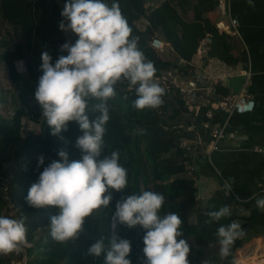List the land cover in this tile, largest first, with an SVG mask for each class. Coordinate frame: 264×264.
Masks as SVG:
<instances>
[{
	"label": "trees",
	"instance_id": "obj_1",
	"mask_svg": "<svg viewBox=\"0 0 264 264\" xmlns=\"http://www.w3.org/2000/svg\"><path fill=\"white\" fill-rule=\"evenodd\" d=\"M69 2L70 0H0V15L4 21L12 27L13 32L19 39L13 48L7 36L2 38L0 42V47L2 46L6 49L1 55V59L5 61L8 67V76L16 91L15 93L20 94V97L14 95V99L11 97L13 106L16 107L12 120H2L0 122V135L6 146H10L21 140V119L27 117L26 114L28 113V111L25 113V110L22 109L26 108L28 105L25 100L22 101V93L25 92L24 94H27V96L35 95L39 78L42 75L40 70L42 65V53L46 51L52 57L54 66L60 55H67L66 52H61V47L65 43L75 44L79 39L75 33L71 31L65 32L60 29L61 21L59 20L61 19V13L64 10L65 4ZM103 2L109 7L114 2L119 3L122 15L127 19L132 29V37H139L138 47L144 53L147 60L153 62L156 68V74L170 69L173 66L175 67L177 63L159 57L156 54L157 52L147 45L148 40L145 38V34L148 31L142 33L135 24L136 20L144 17L147 18L150 27L154 26L159 34L163 36L164 40L170 43L173 49L178 50L177 53L180 55L181 59L189 61L197 52L200 41L205 39L209 34L211 35L209 52L211 57L217 56L223 61L233 64H236L239 60V57H235L232 52L233 47L229 41V35L224 33L220 34L216 24H212L208 20L186 23L180 15H176L173 12L175 9L168 2H164L151 12L146 10L143 0H103ZM207 2L209 4V9H213L216 3L209 0H207ZM61 4L64 5V7H61ZM64 23L67 22L65 21ZM148 30H150V28ZM19 61L24 63L26 68L25 72H19L16 65ZM119 83L122 84V81ZM200 86L203 87L204 82L201 83ZM128 95L132 98L130 97V99H128ZM164 95L176 101L177 104L172 107L173 112L170 116H167L168 119H164L169 111L164 104L155 109H146L147 118L143 114L145 110L136 109L138 111L135 115V118H138L137 121L140 122L143 121V118H146L144 121H147V125H150L152 130H155L152 136L146 134L150 150L154 153L160 151V139L162 135L167 133L166 128H168V131H174L175 138L178 139L179 142L184 138L191 139L188 134L196 133V131L199 130L202 141L204 144L208 145L211 141L209 136L210 130L204 128V124L208 123L212 125L218 121H224L225 115L221 111L216 110L214 111L213 119H209L206 113L211 107L207 106L202 107L199 115L194 117V115L190 114L188 107L178 91H164ZM117 97L120 102L127 105L129 109L133 107V102L137 98L135 89L132 92H128L124 89L120 90V92L118 91ZM95 101H91V99L88 100L89 109L96 103H99V101ZM32 112L30 108L29 113L32 114ZM182 112L189 114L191 118L193 117L192 121H190L186 127L177 125L176 122L174 124L169 123L171 120H176ZM40 114L41 113L38 112L36 115L32 114L29 116V119L35 121L37 124L40 123V133L37 135L34 134L33 137L30 135L29 139L27 138L24 140V151L28 159V169L13 182V185H15L13 190L16 193L15 205L16 207L22 206V212L26 214L23 219L25 222L31 224L29 227V229H31L27 230L26 242L32 243V247L27 249V254L29 255L31 254L29 252L39 249L37 252H33L37 258L33 264H104L103 256L97 258L88 255L89 247L99 238L104 239L106 245L109 243L111 237V218L116 211L117 202L131 195H140L141 192L139 187L141 171L139 169L138 159L133 156V127L130 124H119L109 115L110 119L105 126L106 132L103 137V147L100 157L104 158L110 156L114 151L119 152V163L127 170V188L120 192L114 189L109 190L110 194L113 196L110 205L105 209L102 208L97 210L93 213L92 217H87L83 230L77 238L66 242H57L52 239L48 226L50 224L49 217L51 215H58L59 208L53 206L34 208L27 203L26 197L30 186L38 181L39 175L44 168L54 160L60 161L58 155L60 151L63 150L68 154L70 162L82 159L83 153L76 147V141L83 133L79 125L75 121H72L69 122L67 131L62 132L58 136H53L46 120L43 119ZM86 114L89 115L90 119H95L96 116L99 115L98 112L92 110H86ZM139 116H141V118H139ZM129 121L132 123V119ZM192 126H194V128L189 130V127ZM192 148H194L193 144L191 145V150ZM172 149L174 150L173 154L174 157L176 156V159L174 161H168L169 167H166L168 171L167 178L164 173L163 178L157 177L159 183L154 188V192L161 193L165 196V204L160 214L166 215L168 213H176L180 216L182 221L181 230L184 233L183 238L189 242L190 246L188 259L201 258L202 261L206 260V254L212 252L211 245L217 244L219 253L211 257V260H216L217 264H232L233 260L237 263L238 260L241 259L239 255L243 248H240L251 239L250 234L257 227L258 219L254 217L244 219L245 223L241 225V229L245 231L246 234L235 241L232 247L233 254L225 259H221L220 245L218 243L216 231L219 226L230 224L232 221H237L239 219L235 208L237 203L233 196L228 195L225 190H219L209 199L207 208L205 212L199 216L197 224L187 223L186 215L189 206L182 202H186V200H188V202L197 201L194 181L183 184L177 180L169 184H166L165 181L174 175L183 173L187 163L191 162L194 164L192 161L195 158L193 156H188L187 149L179 147V143L172 145ZM168 150L169 148H166L160 152H167ZM41 156H43L45 160L43 166L39 165L38 158ZM201 161L202 159L195 165L198 166ZM160 171H163V169H160ZM225 205L230 207L232 212L231 217L224 218L219 223L215 221L208 223L207 221L210 220V217L207 213L217 211L221 206ZM262 225L264 226V223H262ZM42 229H47L42 240L41 238L36 240L32 237V235ZM28 231H31V237L29 238ZM137 232V226L135 228H128L126 225H119L117 229V235L131 243L132 250L128 258L132 261V264L136 261L138 264H142L146 259L143 253L145 245L143 240L139 241L137 239ZM190 239H194L196 246L192 245L189 241ZM262 258H264V253Z\"/></svg>",
	"mask_w": 264,
	"mask_h": 264
},
{
	"label": "clouds",
	"instance_id": "obj_2",
	"mask_svg": "<svg viewBox=\"0 0 264 264\" xmlns=\"http://www.w3.org/2000/svg\"><path fill=\"white\" fill-rule=\"evenodd\" d=\"M61 15L67 23L61 22L60 29L75 33L79 39L61 47L67 55H60L54 66L52 57L46 51L42 53V75L35 99L53 136L67 131L69 122L79 125L83 135L77 138L76 147L83 155L81 160L70 162L68 154L60 151V161L54 160L44 168L30 186L26 200L34 208H59L58 215L49 217L48 227L54 241L66 242L78 237L87 217L110 205V189L120 192L127 188V170L119 163V152L100 158L110 119L107 101L115 95L114 86L126 80L130 88L135 87L133 107L137 110L160 106L164 90L155 82L156 68L138 47L139 37H132L119 3L109 7L103 0H70ZM89 99L99 103L89 109ZM86 110L99 115L90 119ZM38 159L43 166L44 157ZM164 204L163 194L146 190L117 202L109 243L99 238L89 247L88 255L103 256L104 264H132L128 258L131 243L120 238L117 229L119 225L142 226L146 230V264H189L190 246L183 238L181 218L176 213L161 215ZM256 206L264 210V198L257 199ZM207 215L208 223H219L232 212L225 205ZM26 232L24 219L0 215V253L19 252ZM245 234L239 221L218 227L221 259L233 254L235 241ZM202 264L210 262L206 259Z\"/></svg>",
	"mask_w": 264,
	"mask_h": 264
},
{
	"label": "crops",
	"instance_id": "obj_3",
	"mask_svg": "<svg viewBox=\"0 0 264 264\" xmlns=\"http://www.w3.org/2000/svg\"><path fill=\"white\" fill-rule=\"evenodd\" d=\"M149 1L158 8L162 2L171 0ZM203 2L204 4L199 5V0H196L195 7L185 13L183 11L180 16L186 23L208 20L212 24L223 22L227 25L230 17L237 19L240 36L235 37L218 31L220 34L229 35L232 52L235 57H239V60L233 64L217 56L211 57L209 55L211 35L208 34L200 41L197 52L189 61L180 58L177 65L171 68L186 66V72L192 75L204 74V70H207L210 65L217 66L219 70L224 67L233 72V75L219 79L217 83L214 81L204 83L202 89L196 92L197 103L201 104L207 100L219 101L230 93L239 91L247 82L249 93L256 101V107L252 113L246 115H231L230 130L227 137L219 143L217 150L208 149V145L203 141L200 143L203 158L196 171L195 188L196 196L199 198L197 201L209 200L217 191L225 190L228 195L233 196L237 203V210L242 212L244 219L252 217L258 219L257 227L250 234L251 239L240 248L243 249L240 251L241 259L238 262L264 264V258L257 255L260 251L264 253V246H262L264 245L262 244L264 243V226L262 225L264 210L256 206V200L264 198L261 192L264 190V0H231L230 12H227L218 0H215L213 9H209L207 0ZM6 25L9 31L11 26L0 15V42L2 38L6 36L9 38L11 35L5 32ZM160 37L163 39L161 34ZM204 46H206V57L201 56ZM5 51L6 49L1 46L0 122L12 120L16 109L11 99L13 84L8 76V67L1 59ZM166 54L171 57L178 56L171 44ZM218 61L221 64H218ZM25 70L24 66L23 71L19 70V72H25ZM190 114L194 115L193 112ZM26 120L25 117L21 119V140L15 144L6 146L0 135V204L4 206L15 203L16 193L13 190L15 188L13 182L28 169V159L24 151V140L27 138L22 134ZM28 121L33 123L31 119ZM189 128L193 129L194 126ZM198 131H196L197 134ZM16 208L15 205V208L7 210L14 212ZM24 243L19 252L3 255L5 264H27L25 261L28 258L27 249L31 244L26 241Z\"/></svg>",
	"mask_w": 264,
	"mask_h": 264
},
{
	"label": "rangeland",
	"instance_id": "obj_4",
	"mask_svg": "<svg viewBox=\"0 0 264 264\" xmlns=\"http://www.w3.org/2000/svg\"><path fill=\"white\" fill-rule=\"evenodd\" d=\"M143 1L145 4V8L148 12H151L154 9H156L154 7V5L151 4L152 3L151 1H149V0H143ZM159 1H162V0H159ZM209 1L215 2V0H209ZM165 2L170 3V5L174 7L175 10H173V12L176 15H181L183 13V11L185 13L187 10L194 8L195 4H196V0H171V1H165ZM163 3L164 2H162L160 4V6ZM200 4L201 5L203 4V0H199V5ZM61 7H64V5L61 4ZM59 21L65 22L62 15H61V19ZM135 24H136L137 28H139L141 30L142 33H146V31H148L145 34V38L148 40L147 45L149 47H150L149 43H150L152 37H154L156 35L160 36L158 30L154 26H152V27L149 26V23H148L146 17L141 18L139 20H136ZM149 28H150V30H148ZM5 32L6 33L8 32V34H11L10 37L8 38V40L11 41L10 44H11V47L13 48L14 45L19 41V39L16 36V34L13 32L12 27L8 31V27L6 25ZM175 52L178 55V56H175L176 58L171 57V56L167 55L166 53L157 52L156 54L165 60L177 63V62H179L180 55L177 53L178 50H175ZM16 65H17L18 70L23 71L24 66H25L23 64V62L19 61L16 63ZM127 84H128V82L126 80H122V84L118 82L117 85L114 86L115 95L112 98H110L108 101V106L110 107L109 115H111V117L113 119H115L116 122H118L119 124H122V123L124 125L130 124L133 127V131H134L133 138H132L133 144H134L133 156H134V158L138 159L139 169L141 171V176L139 178V187H140L141 191H145V190L146 191H154V188L159 183L157 181V177L163 178L164 177L163 173H164V175H166V178H167L168 171L166 170V167H169L168 161H174L176 159L175 158L176 156L174 157V154H173L174 150L172 149V145H176L177 143H179V147H181L182 146L181 143H182L183 139L181 140V142H179L178 139L175 138L174 131L173 130L168 131V128H166L167 133H165L164 135L161 136V139H160L161 142H160L159 150L162 151V150H165L166 148H169V150L167 152H162V153L160 151L157 153L152 152L150 150V147L148 144V139L146 138V134L148 136H152V134H154L155 130H152V128H150L151 126L147 125V121H144L147 118L146 109H145V112L143 113L146 116V118H143L142 119L143 121L138 122L137 121L138 118L137 119L135 118L136 112H138V111L134 107L129 109L127 107V105L120 102L119 98L117 97L118 91L120 92V90H123ZM15 92L16 91L13 88L12 93H11V97H13L12 99H14V95H17L20 97V94L19 93L16 94ZM24 93H22L21 99H22V101L25 100L26 103H28L26 108H22L25 110V113H27L26 111H28V113H29V110L31 108L33 111L32 112L33 115H36L38 112H40L41 113L40 115L42 116V108H41L40 104L38 103V101L35 99V95H28L27 96V94H24ZM128 96H129L128 99H130L131 96L130 95H128ZM162 100H163L162 104L166 105L168 110H169L168 114L165 116L164 119H168L167 116H170L173 112L172 107L176 106L177 104H176V101L172 100L171 98H169L165 95L162 96ZM91 101H95V100L91 99ZM20 102H21V100H20ZM28 113L26 114L27 117H25L27 120H26L25 126L23 127L22 134H23V136L25 135V137L29 139L30 135H31V137H33L34 134L37 135L40 133V123L37 124L33 120H32L33 123L29 122L28 121L29 116H31L32 114L29 113L30 114L29 115ZM139 118H141V116H139ZM192 118L189 116V114L182 112V114L176 120H173V121L171 120V121H169V123L174 124L176 122L177 125H182L183 127H186L188 125V123H190V121H192ZM130 119H132V123H131V121H129ZM193 134H195V135H193ZM193 134L189 133L188 136H190L191 139H185L184 138V140L192 141V144L194 145V148H192V150H190V151L187 150L188 154L186 153L188 156H191V157L193 156L195 158L192 161V162H194V164H192L191 162H188L186 165L185 171L181 174L174 175V176L170 177L167 181H165L166 184H169V183L176 181V180L178 182H180L181 184L189 182V181H194V183H196V176H197L196 175L197 174V172H196L197 167L196 166L197 165H195V164L199 163L200 160L203 158V149H202L200 143H196V144L194 143L197 140L196 136L198 134L200 135V132L198 131V134H197V132L193 133ZM137 141H139V142H137ZM160 169H163V171H160ZM127 179H128V177H127ZM196 192H197V189H196ZM196 199H199V198L196 197ZM208 202H209V200H206V201L200 200V201H196V202H195V200L192 202L191 201L188 202V200H186V202H182V203H186V205L189 206V209H188V212L186 215L187 223L197 224L199 216L205 212L207 205H208ZM15 204L16 203H12L11 205H13V206H11V205L4 206V205L0 204V210H2L0 212V215L8 216L9 218H13V219H17V218L23 219V217L26 216V214L21 213L22 212V206L17 207L16 208L17 210L14 212L7 210V209H10L12 207L15 208ZM235 208L237 211V216L239 217V219L237 221H239L240 225H242L245 223L244 222V216H243L241 211L237 210V207H235ZM30 226H31V224L29 222H25V227L27 230L31 229V228L29 229ZM137 231H138L137 232V239L139 241L140 240L142 241L144 238V235L146 233V230L143 229L142 226H137ZM46 232H47V229H42L41 231L36 232L34 235H32V237H34L36 240H39L40 238L42 240V237L45 236ZM29 237H31V231L28 233V238ZM189 241L192 243V245L196 246V244L194 243V239H192V240L190 239ZM30 244L31 245L29 246V248L32 247V243H30ZM24 245H25V243L23 244V246ZM22 250L25 252V248H23ZM38 250L39 249H35L34 251L37 252ZM211 250H212V252L211 253L208 252L206 254L207 256L205 259H207L210 262V264H217L216 260H211L212 259L211 257H214L216 255V253L217 254L219 253L218 245L212 244ZM34 251L29 252L31 254H29L27 260H25L27 264H33L36 261L37 258L35 257L36 255L33 253ZM3 255L7 256V254L0 253V264H5V262L3 260L4 259ZM257 255L262 257L263 252L260 251V252H258ZM201 261H202L201 258L200 259H189V264H202ZM237 263L244 264L243 262H237ZM134 264H138V262L136 261ZM142 264H146V259L144 262H142Z\"/></svg>",
	"mask_w": 264,
	"mask_h": 264
},
{
	"label": "built area",
	"instance_id": "obj_5",
	"mask_svg": "<svg viewBox=\"0 0 264 264\" xmlns=\"http://www.w3.org/2000/svg\"><path fill=\"white\" fill-rule=\"evenodd\" d=\"M218 3L224 7L227 12H230L231 0H218ZM217 29L221 32L227 33L231 36L238 37L240 33L238 31V21L230 17L229 24L225 25L223 22H218L216 24ZM150 48L153 50L166 53L167 48L170 47V44L165 42L160 36L152 37L150 43ZM203 52L201 56L206 57V46L203 47ZM218 64L221 62L218 61ZM204 74H190L186 72L185 67L171 68L165 71L158 72L154 80L157 82L164 91L171 92L176 90L179 92L180 96L184 100L186 106L193 112L195 117L199 115L202 107L210 106L211 109L207 111L206 116L209 119H213L214 111H221L225 115L224 121H218L212 125L206 123L204 128L209 129L210 143L208 144V149L217 150L219 143L223 141L227 135L230 123V117L233 114L237 115H246L252 113L256 107V101L251 96L248 90V83L246 82L244 86L237 92L230 93L229 95L223 97L221 100L216 102H210L209 100L202 102L201 104L197 103L196 92L200 91L202 88L201 83H209L214 81L218 82L219 79L231 77L233 72L224 67L218 69L217 66L210 65L207 70H204ZM135 87H129V84L126 85L124 90L132 92ZM189 130H192L189 128ZM201 136L197 135V140L194 143H201ZM192 141L182 140L181 147L187 150H191ZM264 194V190L261 191ZM198 200V199H196ZM236 264V263H235Z\"/></svg>",
	"mask_w": 264,
	"mask_h": 264
}]
</instances>
